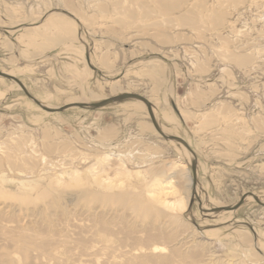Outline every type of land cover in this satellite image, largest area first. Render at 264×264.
<instances>
[{
	"label": "rangeland",
	"instance_id": "obj_1",
	"mask_svg": "<svg viewBox=\"0 0 264 264\" xmlns=\"http://www.w3.org/2000/svg\"><path fill=\"white\" fill-rule=\"evenodd\" d=\"M0 71L50 109L0 77V264H264V206L212 209L264 200V0H0ZM176 79L216 83L217 129L161 120ZM122 93L195 183L141 102L78 106Z\"/></svg>",
	"mask_w": 264,
	"mask_h": 264
},
{
	"label": "crops",
	"instance_id": "obj_2",
	"mask_svg": "<svg viewBox=\"0 0 264 264\" xmlns=\"http://www.w3.org/2000/svg\"><path fill=\"white\" fill-rule=\"evenodd\" d=\"M27 28H36V26ZM20 31L21 29L18 30V33ZM34 33V31L28 32V41L34 40V37H32ZM21 36L22 33H19L17 44L18 59L24 58L23 52H25L24 46L20 42ZM24 41H26V38ZM203 75H206V73ZM180 83V80H174L158 96L159 103L162 104V110L160 111L161 120L174 129L180 126L194 129L196 134L207 133L217 129L220 123L219 119H225L227 115L225 116L224 111L222 113L218 107L212 105L219 90L216 83L212 82V80L204 83L191 82L186 86L184 93L180 90V87L183 88L184 85L182 86Z\"/></svg>",
	"mask_w": 264,
	"mask_h": 264
},
{
	"label": "water",
	"instance_id": "obj_3",
	"mask_svg": "<svg viewBox=\"0 0 264 264\" xmlns=\"http://www.w3.org/2000/svg\"><path fill=\"white\" fill-rule=\"evenodd\" d=\"M0 77H4V78H8L11 81H13L23 92L24 94L31 99L34 103H36L41 109L44 110H50L47 109L45 106H43L41 103H39L34 97H32L30 95V93L27 91V89L25 88L24 84L13 74H10V72H6V71H0ZM126 100H137L141 103H143V105L146 107L147 113L151 119L153 128L155 129V131L162 136L165 140L168 141H173L175 143L181 144L183 147H185V149L190 153L191 157V162H190V167L193 173V182L195 183L197 181V177H196V169H197V158L194 154V152L192 151V149L190 148V146L188 145V143L181 137L176 136V135H172L169 133H165L162 128L160 127L154 113H153V104L144 96L140 95V94H136V93H122L119 95H115L113 97L110 98H106L103 99L99 102H95V103H81L78 106L79 107H83V108H89V109H96L99 107H103L109 104H114V103H119V102H123ZM66 107H61V108H57L54 110L60 111L65 109ZM247 198H251L253 201H255L257 204L264 206V200H261L258 196H256L254 193L252 192H248V193H244L240 199L233 204L230 207H219V206H214L212 207V209L216 212H234L235 210H237L244 202Z\"/></svg>",
	"mask_w": 264,
	"mask_h": 264
},
{
	"label": "bare ground",
	"instance_id": "obj_4",
	"mask_svg": "<svg viewBox=\"0 0 264 264\" xmlns=\"http://www.w3.org/2000/svg\"><path fill=\"white\" fill-rule=\"evenodd\" d=\"M60 28L61 29H64L66 32L68 31L69 32V26L68 27H66L65 26V24H64V27L62 26H60ZM71 30V29H70ZM11 74V73H10ZM142 105H143V103H142ZM153 113H154V115H155V106L153 105ZM157 118V117H156ZM160 127L162 128V126L160 125ZM167 127V126H166ZM162 130H163V128H162ZM164 131V130H163ZM165 133H167L166 131H164ZM182 138V137H181ZM184 139V138H183ZM185 140V139H184ZM186 141V140H185ZM171 142H173V141H171ZM187 142V141H186ZM174 143V145L178 148V150L179 151H181L182 153H184V154H187L186 153V151H185V149H184V147L181 145V144H178V143H175V142H173ZM188 143V142H187ZM247 199H251V198H247ZM116 200V199H115ZM172 206H174L175 208H183L184 207V201L182 200V199H178V200H176V202H174V204L172 205ZM248 236V235H247Z\"/></svg>",
	"mask_w": 264,
	"mask_h": 264
}]
</instances>
